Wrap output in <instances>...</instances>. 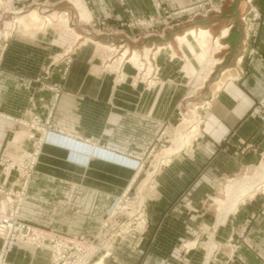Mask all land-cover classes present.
<instances>
[{"label": "crops", "instance_id": "0c3cea01", "mask_svg": "<svg viewBox=\"0 0 264 264\" xmlns=\"http://www.w3.org/2000/svg\"><path fill=\"white\" fill-rule=\"evenodd\" d=\"M125 1L122 5L117 0H85L92 15L112 21L126 18L131 10L148 16L161 14L163 6L174 11L205 0H160L161 8H156L153 0ZM223 7L221 14L199 17L167 33L165 43L173 45L178 58L170 60L169 50L160 52L161 80L151 89L130 80L114 85L111 75L96 71L97 54L91 43L76 46L72 34L52 27L29 41L11 39L1 54L0 156L22 153L24 140L19 141L18 135L23 131L17 130L20 126L11 117H22L33 106L43 118L48 116L52 92L46 87L62 88L53 108L54 123L88 140L106 156L109 153L104 150L112 149H101L100 144L140 155L167 136L183 110L201 106L196 108L201 110L200 122L193 126L190 141L160 165L145 191L151 222L148 239L140 251L118 246L126 255L118 256L112 264H219L215 260L221 250L220 264H264V187L243 198L225 219L220 220L217 214L214 224L208 226V243L213 240L216 247L211 250L206 244L204 256L200 249L199 225L211 222L202 204L213 183L226 179L232 167L249 162L264 147V125L254 112L257 100L264 96V0H224ZM254 12L261 15L257 21L252 20ZM247 13L251 14L247 15V30H256L251 45L259 53L241 56L246 34L241 17ZM186 27L208 29L206 43L195 39L177 43L175 39L181 40ZM72 44V61L64 75V62L51 65V57ZM184 52L188 62L180 57ZM81 157L89 163H73L64 150L44 146L30 197L21 212L23 218L43 226L56 221L55 197L72 184L96 191L102 201L107 197L111 202L136 179L133 168L92 159L91 155L90 159L84 153ZM4 178L0 165V183ZM216 199L218 203L221 200ZM237 230H245L247 239L239 248L234 244L233 232ZM89 231L94 230L87 228ZM178 255L186 262L177 260ZM8 258L15 264H53L47 249L17 246Z\"/></svg>", "mask_w": 264, "mask_h": 264}, {"label": "rangeland", "instance_id": "374dc122", "mask_svg": "<svg viewBox=\"0 0 264 264\" xmlns=\"http://www.w3.org/2000/svg\"><path fill=\"white\" fill-rule=\"evenodd\" d=\"M117 1L122 5L126 2L125 0ZM153 2L156 8L162 7L160 0H153ZM247 2L250 3V0H247ZM223 6L224 0H205L201 3L192 4L189 7L174 11L163 6L161 14L154 13L148 16L137 15L131 10L128 12L126 18L112 21L101 15H92L85 0H26L22 2L17 0H0V62L1 54L9 48L11 39L17 38L29 41L36 37L37 33L45 31L48 27H52L56 30L63 31L64 33L72 34L76 38V46L81 43H91V45H93V52L97 54V56L95 55V59L98 62L96 63V71L99 75H111L114 85L130 80L131 83H145L147 88L151 89L159 85L161 80V68L158 58L160 52L163 50H169L170 56L168 57L170 60L178 58V53L174 51L173 45L170 42L165 43L167 33L176 30L180 26L186 25L187 23H191L194 20H198L199 17H207L210 16L211 13L221 14L223 12ZM249 14H243L241 17V20L245 23V29V19ZM251 17H253V14ZM139 19L145 23H138L137 21ZM201 29L202 28L195 29V27H186L185 30L187 32L189 30L199 31ZM186 32L184 34H186ZM184 34L182 33L178 36ZM251 34L249 40L245 41L244 39L245 42H243L242 49L243 54L241 56H244V53H248L252 48L259 53L256 47H252L251 45V41L256 34ZM149 38H151L152 41H150ZM156 38H162L163 42H160ZM175 40L181 45L179 37ZM195 40H197V42L199 40L200 43L202 41L201 39L196 38ZM75 45H67L62 51L56 52L51 57V65L64 62V75L72 61L71 56ZM200 47L206 49L203 45ZM180 57H182L183 62H188L189 60V57L186 56L185 52L184 54H181ZM125 68L129 69L131 74L126 72ZM43 85H45L44 82ZM43 87L45 88L46 86ZM46 89L52 92L51 100L47 103L50 107L48 109V116L43 118L41 113L36 112L37 107L33 106L32 109H28L25 112L24 116L11 117V119L20 126L17 130L23 131L18 137L19 141L23 139L24 142L21 145L22 153L20 155L0 156V165L2 166V171L5 177L0 185L7 190L22 189L18 171L12 170L7 175V170L5 169L11 167L12 161L16 162L20 159L23 161V155L25 156L26 153H33L38 147L39 152L35 162L36 164L31 175V180L26 189V197L24 198L20 209L21 219L33 226L55 230L59 234L68 238L82 236L83 239L89 243L85 249V255H87L86 261H88L86 264H97L100 261L103 264H112L113 262L111 261H115L118 256L124 258L126 255L124 249H122V252L120 251L121 249L118 250V246L121 245H127L126 247L128 248L132 247L136 249V251H140V247H142L146 239H148L147 232L151 225L148 200L145 198V191L149 182L144 188H142V183L151 173H153L151 177L152 180L157 174L160 165L167 162H164L162 157L170 148L176 146L179 136L185 139L184 145L190 141L189 139L192 134L191 126L200 122L198 116H200L201 110L200 108H196L201 106L194 107L192 111H186V109L183 110L177 122L168 130L167 136H165L158 145H153L150 149L140 155H131L130 153L129 155H131V157L141 159L140 162L142 167L139 168V166H129L121 161L98 155V153H93L95 148H93L94 146H92L88 140L55 124L52 119L53 108L57 105L61 96L62 88L57 85L55 87H46ZM261 98L257 100L254 109V112L258 117L257 105ZM34 115L41 117V124L45 127L44 129L38 125H32L34 123ZM259 119L261 120L262 125H264L263 120L260 117ZM48 121H50V123H48ZM46 144L54 145L64 150L66 152V159L76 164L85 165L89 163V159L87 161V159L81 157V153H84L85 155L88 154L89 158L91 155L92 159L97 158L120 166L133 168L136 170V179L132 184L125 188L120 195L111 198V202H109V198L107 197H103L102 201L101 195L98 192L81 188L78 185L75 186L72 184L62 190L60 189L55 197L57 203L56 211L59 213L61 211L60 215L58 212L56 214L57 220L52 221L47 224V226L35 224L23 218L21 212L25 202L30 197V188L37 174V167L43 153V148ZM99 147L111 148L110 146H104L101 144ZM104 151L109 154L113 152H110V150ZM111 156H113V153ZM261 170L262 173H260ZM263 171L264 147L260 150L258 149L256 155L249 162L242 163L237 167H232L231 172L227 173L226 179L213 183L212 190L208 192V195L205 198V203L202 204L205 208L206 215L208 216L206 218L211 222L210 224L203 223L199 225L202 232L200 249L202 250L201 252L203 253V256L207 253L206 244L208 246L210 245L211 250H214L216 247L213 240L208 243L209 238H211L208 226L214 224L217 214L220 213L219 210L222 207V202L228 199L232 181L233 183L236 181L244 182L245 178L246 181H249L251 177L250 181L263 180L262 184H264ZM259 173L261 177H259ZM8 178L9 182H6ZM226 183L227 189L226 187L224 188ZM263 187L264 186L257 188L253 192L247 194L246 197L263 189ZM240 190L241 189L238 191L240 192ZM238 191L237 193L239 194ZM217 196L218 199H221L219 203L217 199L214 201V197ZM184 207L188 208V205L185 204ZM65 214L66 216L69 215L70 218L65 217ZM144 218L145 220H143ZM87 228H91L94 231L86 232ZM234 234L236 238L234 244L237 248L241 246V243H247L245 230H237L236 232H233V235ZM0 240L2 241L0 247L1 253L4 241L2 237H0ZM189 245H191V243ZM17 246L25 247L26 250L46 249L34 248L27 245H16L15 247ZM171 254L172 257H174L176 253L173 251ZM181 254L182 253H180V255ZM220 254H223V250H221L216 256L215 262L219 264L223 262V256ZM49 255L51 258L50 251ZM142 256L143 255H141L140 259H142ZM36 257V260L39 259L38 256ZM74 259H76L75 256L71 257L70 261L73 262ZM176 259L186 262V258L184 259L183 256L178 255ZM52 263L62 264L61 262L58 263L56 261H52Z\"/></svg>", "mask_w": 264, "mask_h": 264}, {"label": "built area", "instance_id": "2783aa9c", "mask_svg": "<svg viewBox=\"0 0 264 264\" xmlns=\"http://www.w3.org/2000/svg\"><path fill=\"white\" fill-rule=\"evenodd\" d=\"M258 18H261V15L254 12L252 20L257 21ZM245 21L247 25V18L245 19ZM137 22L142 23L143 21L139 19ZM251 33L256 34V30ZM251 33L246 28L245 41L249 40V37L252 35ZM256 53L257 51L252 48L248 54ZM257 107V113L264 123V96L259 100ZM41 121L42 119L40 116L34 115V123L32 125H38L44 129L45 127L42 126ZM48 123H50V121H48ZM100 148L102 149L105 147ZM106 149H112L113 156H111L110 154L108 156L101 154L99 148H95V151L93 153H98V155L121 161L129 166H139V168L142 167L140 158H133L128 153H123L114 148ZM38 152L39 149L37 147V149L33 153H26L25 156L23 155L25 160L23 159V161H21L20 159L19 161H16L11 165L12 168L9 171H18L19 178L21 179V182H19L22 189L19 188L16 190H7L5 187L0 185V237H2L4 241L0 253V264H13L8 260V255L16 245H27L34 248L49 247L53 252L54 261L58 263L61 262L62 264H81L82 260H84L83 264H86L88 263V261H86L87 255H85V249L87 248L89 243H87L82 236L68 238L62 234H59L55 230L45 229L28 224L24 222L20 217V209L22 207L24 198L26 197V189L28 187V183L31 180V175L36 164L35 162L38 157ZM8 168L9 167H7L5 170H7ZM4 202L6 207L8 208L6 211L2 207V203ZM143 220H145V218ZM73 256H75L76 259H74V261L72 262L70 261V258Z\"/></svg>", "mask_w": 264, "mask_h": 264}, {"label": "bare ground", "instance_id": "6f19581e", "mask_svg": "<svg viewBox=\"0 0 264 264\" xmlns=\"http://www.w3.org/2000/svg\"><path fill=\"white\" fill-rule=\"evenodd\" d=\"M33 14V13H32ZM31 14V15H32ZM30 15V14H29ZM27 16V15H26ZM31 17V16H30ZM201 39V43H206L207 39H208V33H207V30L205 29H201L199 31L197 30H189L184 36H181L180 39L182 41V45H184V42L187 41V40H192L193 39ZM188 44V43H187ZM205 45V44H204ZM192 129L191 131L193 130V126H191ZM181 130V129H180ZM185 131V130H184ZM187 131V130H186ZM181 132V131H180ZM179 132V134H180ZM183 132V130H182ZM181 132V133H182ZM188 135V134H187ZM185 138V137H184ZM188 138V137H187ZM178 143L176 142V146L170 148L168 150L167 153L164 154V156L162 157L163 158V161H166V160H169L168 158H170V156L173 154V153H176L177 151H180V149L183 148L184 146V143H185V139H183L181 136L178 137ZM12 163H15V161H12ZM260 166V165H259ZM263 166V165H262ZM12 167H9L7 169V175L10 173V169ZM260 169V168H259ZM262 169V168H261ZM262 173V170L261 172ZM259 173V175H260ZM264 173V171H263ZM153 173H151L147 179H145L142 183V188H144L145 185H147L148 182H150L151 180V177H152ZM258 177V176H257ZM261 177V175L259 176ZM264 178V177H263ZM248 179V177H247ZM249 180V179H248ZM250 180H251V177H250ZM246 181V178H245V181L242 182V181H236L233 183L232 181V184L230 185V192L228 194V199L224 200L222 202V207L220 208V220H223L226 218V216H228V214L232 211H235L240 203L241 200H243V198L246 197L247 194L253 192L254 190H256L257 188H260L262 186H264V184H262V181L259 180V181ZM231 181V180H230ZM261 182V183H260ZM230 184V183H229ZM239 189L240 192L238 191ZM237 191L239 192V194L237 193ZM237 193V194H236ZM2 207L4 208V210L6 211L8 208L6 207L5 205V202L2 203ZM46 249H48L50 252H51V259L52 261H54L53 259V252L52 250L49 248V247H46ZM9 257V256H8ZM9 260V258H8ZM84 263V260H82L81 264ZM97 264H103L101 261Z\"/></svg>", "mask_w": 264, "mask_h": 264}]
</instances>
